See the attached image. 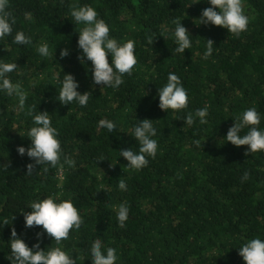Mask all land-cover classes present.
I'll return each mask as SVG.
<instances>
[{
  "label": "trees",
  "instance_id": "16d2710c",
  "mask_svg": "<svg viewBox=\"0 0 264 264\" xmlns=\"http://www.w3.org/2000/svg\"><path fill=\"white\" fill-rule=\"evenodd\" d=\"M85 4L96 9L119 42H136V68L117 89L94 85L91 62L78 58L81 26L70 9ZM242 4L249 23L237 36L199 24L202 11L211 7L207 0H10L17 21L13 35L24 31L32 43L15 45L11 36L0 40V60L17 63L9 75L28 92L23 112L14 109V98L0 94V264H10L13 229L29 247L57 246L47 234L38 237L42 226L25 227L28 205L48 196L71 199L82 217L81 227L59 245L76 264H92L96 240L116 249L117 264H245L239 247L264 239V152L245 155L247 146L224 138L233 119L250 107L261 114L264 130V0ZM175 19L193 39L184 55L174 52ZM207 40L214 43L213 54L204 60ZM44 41L49 57L36 51ZM63 49L70 55L61 58ZM169 72L180 78L189 97L188 107L176 113L158 106L159 87ZM64 74L74 76L79 92L91 93L86 107L56 99ZM33 105L49 113L61 163L67 156L72 166L45 172L35 165L28 175L27 165L35 162L17 148L31 143L27 113ZM204 106L208 123L201 125L195 111ZM189 112L195 123L185 127ZM100 119L114 121L116 128L98 130ZM144 119L157 129L158 151L135 171L118 152L138 151L131 130ZM246 171L249 178L243 180ZM121 178L125 191L118 187ZM121 203L129 209L123 228L116 219Z\"/></svg>",
  "mask_w": 264,
  "mask_h": 264
},
{
  "label": "clouds",
  "instance_id": "9594fccd",
  "mask_svg": "<svg viewBox=\"0 0 264 264\" xmlns=\"http://www.w3.org/2000/svg\"><path fill=\"white\" fill-rule=\"evenodd\" d=\"M211 5L201 13L199 24L205 26H218L233 35H240L247 30L249 18L243 10L242 0H207ZM219 9V11H217ZM26 18L31 14L26 13ZM70 17L75 25H80L78 36V48L80 56L78 57L82 64L91 62L90 72L94 85H102V91L105 88H119L125 76H131L136 68L137 60L135 55L136 42L128 39L126 42H119L117 38L110 35V27L104 19L99 18L96 9L91 5L73 6L70 9ZM16 18L10 10V0H0V40L6 37H12V43L15 45H29L32 38L24 31H16L13 35ZM175 28L174 52L184 55L187 49L192 47V37L187 28L183 26L182 21L173 20ZM151 43V41H149ZM213 41L207 40L206 50L203 53V59L207 60L213 54ZM36 51L42 57H49V44L44 41L37 45ZM70 55L68 49L60 52V57L64 58ZM111 57V63L109 62ZM18 69L16 62H4L0 60V94L14 98L16 104L14 109L23 112L28 97V92L24 89L21 81H15L10 77V73ZM58 95L56 99L63 105H71L75 102L81 107H86L91 93L78 91L79 83L73 75L64 74L63 79L58 81ZM159 108L173 113L180 112L188 107L189 97L180 78L174 73L169 72L166 83L159 87ZM31 117V125L27 129V138L30 145L26 149L23 146L17 148V152L24 156L25 154L35 163L27 165L28 175H32L35 165H41L42 170L47 172L49 168L63 169L67 164L72 166L74 161L63 155L58 131L53 126L50 115L47 111L40 112L36 106H31L27 113ZM209 110L207 106L195 111V118H198L201 125L207 124ZM234 126L229 128L224 140L230 142L236 147L247 146L245 155L249 153L256 154L264 152V130H261V114L255 107L244 110L235 119ZM183 121L185 127L192 126L195 123L191 112L187 113ZM105 128L112 132L116 128L114 121L109 119H100L97 126ZM246 130V131H245ZM157 135V129L149 119H144L135 124L131 130V136L139 143L138 151L132 148L121 149L119 157L128 161L127 168L140 171L148 165V158L154 159L158 151V142L154 137ZM193 144L199 146L200 141L195 140ZM249 173L246 171L242 179L247 180ZM118 187L125 191L127 185L124 179L118 181ZM28 207L30 212H25V227L42 226V232L38 237L47 234L54 238L56 247H50L47 250H41L40 244H34L29 247L21 239L15 229L12 231V238L9 241L10 264H76V261L64 251L61 241L69 237V232L73 228L79 229L82 224V217L79 210L74 206L71 199L58 200L54 196H48L43 199L32 201ZM116 219L119 227L123 228L126 221L129 220V209L125 203L118 206ZM6 223V222H5ZM92 264H117L118 256L116 249L112 247L103 248L100 240H96L91 245ZM239 255L243 258L245 264H264V239L255 237L247 240L239 247Z\"/></svg>",
  "mask_w": 264,
  "mask_h": 264
}]
</instances>
